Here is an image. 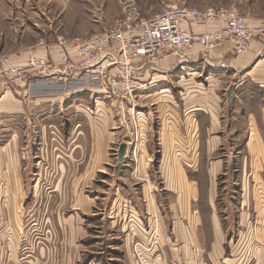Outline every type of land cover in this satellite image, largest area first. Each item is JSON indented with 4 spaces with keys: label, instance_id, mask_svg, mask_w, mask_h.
<instances>
[{
    "label": "rangeland",
    "instance_id": "1",
    "mask_svg": "<svg viewBox=\"0 0 264 264\" xmlns=\"http://www.w3.org/2000/svg\"><path fill=\"white\" fill-rule=\"evenodd\" d=\"M65 1L15 0V9L25 10L24 17L17 19L15 34L25 29L28 35L25 43L29 46L42 39L64 41L77 35L81 40H89L109 30L122 17L121 3L125 0ZM134 1L145 13L142 18H149L146 15H151L150 12L173 3L200 11L238 7L242 12L246 4L253 3L258 13H264V0ZM53 3L59 5L58 9L51 7ZM65 3L71 7L66 9ZM32 8L41 15L31 22L28 13L34 11ZM44 18L50 25L42 21ZM6 59L0 56V68ZM201 67L199 71L194 65L179 67L169 79L167 97L137 95L129 101L116 100L98 91V83H92L82 93L49 106L48 111H54L49 112L52 115L45 124L46 140L42 142L39 125L29 129V162L24 166L23 179L14 177V183L21 180L28 183L25 208L21 209L26 238L21 240L22 255L40 245L46 251V260L41 264H152L144 255L153 253L158 239L160 243L158 235H172L175 221L185 222L187 216L193 217L194 200L190 198L188 207H183L191 191L187 190L182 174L187 170L196 172L195 143L190 139L193 126L184 121L185 111L198 109L201 103L193 91L197 88L204 91L210 81L207 77L215 72ZM186 79L190 80L191 90ZM3 82L0 76L1 87ZM204 99L202 96V103ZM72 104L86 106L88 115L76 113L74 107L70 108ZM21 120L19 117L14 122L20 138ZM160 135L165 136L164 143ZM122 144L127 146V155L118 166ZM22 145L24 148L28 145L26 132ZM237 152L231 148L232 160ZM226 171L234 187L228 193L233 204L229 201L227 204L238 211V185L234 186L238 172L233 164ZM187 178L186 181L193 179ZM150 200L157 209L149 206ZM151 217H159L156 218L159 232L155 228L148 230ZM259 243L264 248V241L251 239L255 250ZM158 247L164 248V244Z\"/></svg>",
    "mask_w": 264,
    "mask_h": 264
},
{
    "label": "crops",
    "instance_id": "2",
    "mask_svg": "<svg viewBox=\"0 0 264 264\" xmlns=\"http://www.w3.org/2000/svg\"><path fill=\"white\" fill-rule=\"evenodd\" d=\"M14 1L0 0V56L7 57L5 67L23 66L31 55L47 60L48 63H61L63 49L58 46V42L63 41L62 39H42L29 46L30 44L25 43L28 38L25 29L20 30V34H15V27L19 26L17 19L24 17L22 11L25 10L15 9ZM39 1L41 0H37V3ZM65 2L68 3V0ZM66 3V9L71 7ZM51 7L56 10L59 5L53 3ZM32 9L34 11L28 13V20L31 22L33 17L41 15L35 8ZM136 9L141 17L145 16L138 6ZM237 9L239 10L238 7ZM159 10L146 16L151 17ZM239 14L243 16L246 25L257 32L247 50L241 54L236 55L232 50V43H226L209 53L195 46L181 56L137 59L132 64L135 97H167L170 77L186 64L194 65L196 71L201 66L215 70L207 77L210 81L206 83L204 91L200 88L193 91L201 105L198 109L189 108L185 111L187 114L184 121L193 126L190 139L195 143L196 172L187 170L182 174L187 190L191 191L183 207H188L190 198L194 200L193 217L187 216L185 222L175 221L172 235H158L160 243L158 239L153 253L144 255L152 264H264L263 245L259 243L255 250V246L251 244V239L254 238L264 241V13H258L255 5L248 3L244 12L239 10ZM42 21L50 25L45 18ZM220 27L222 25L219 23L185 24L186 30L194 34L207 33ZM77 36L64 42L87 40H81ZM13 48L22 49L11 51ZM65 52L70 57L76 54L70 46L65 47ZM119 70V67H113L109 73L115 74ZM92 83L96 82L84 77L68 83L37 80L30 84L27 93L0 85V176L3 179L0 183V264L45 262V247L40 245L35 251H28L25 255L20 253L21 240L26 239L23 236L24 218L21 209L25 208L28 183L26 180L14 183V177L24 175V166L29 162V129L39 125L44 142L45 124L49 120L47 117L52 115L49 112L54 111H48V108L82 93ZM185 83L188 90H191L190 80L186 79ZM230 87L231 95L227 100L226 93ZM202 96L205 97L203 103ZM95 102L98 104L99 101ZM73 107L76 113L84 117L88 115L85 112L86 106L72 104L70 108ZM194 113L199 114L198 118ZM19 117L23 119L20 121L21 138L14 123ZM25 132L28 136L26 148L22 145ZM164 138L165 136L160 135L162 143ZM233 147L238 150L234 160L230 155ZM126 155L127 149L123 160ZM230 164L235 165L238 172L237 182L234 183V186L238 185V211L230 205L233 200H228V193L234 190L226 171ZM187 177L193 179L186 181ZM228 201L230 204H227ZM149 206L153 210L157 209L153 200H150ZM153 218L149 219L151 224L148 225V230L155 228L159 232V217ZM151 238L150 236V240ZM162 243L164 248H159L158 245Z\"/></svg>",
    "mask_w": 264,
    "mask_h": 264
},
{
    "label": "built area",
    "instance_id": "3",
    "mask_svg": "<svg viewBox=\"0 0 264 264\" xmlns=\"http://www.w3.org/2000/svg\"><path fill=\"white\" fill-rule=\"evenodd\" d=\"M122 4V17L106 31L82 42L59 41L61 63L31 55L23 66L0 68L6 89L27 93L37 80L71 82L84 77L99 84L104 95L116 100L132 98V64L137 59H157L165 55L181 56L199 46L206 53L232 43L233 52H245L257 32L250 29L235 7L200 11L196 7L177 3L163 5L157 14L142 18L133 0ZM205 25L219 23L220 28L201 34L186 30L185 24ZM72 47L76 54L70 57L65 47ZM113 67L120 70L115 74Z\"/></svg>",
    "mask_w": 264,
    "mask_h": 264
},
{
    "label": "water",
    "instance_id": "4",
    "mask_svg": "<svg viewBox=\"0 0 264 264\" xmlns=\"http://www.w3.org/2000/svg\"><path fill=\"white\" fill-rule=\"evenodd\" d=\"M231 89H232V88L230 87V88L228 89L227 93H226L227 100H229V98H230V95H231ZM126 149H127L126 144H122V145H120V147H119V152H118V166H120L121 163H122V160H123V158H124V156H125Z\"/></svg>",
    "mask_w": 264,
    "mask_h": 264
}]
</instances>
